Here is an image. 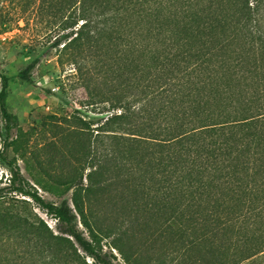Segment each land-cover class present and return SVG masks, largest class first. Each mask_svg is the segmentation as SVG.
<instances>
[{
    "label": "trees",
    "instance_id": "trees-1",
    "mask_svg": "<svg viewBox=\"0 0 264 264\" xmlns=\"http://www.w3.org/2000/svg\"><path fill=\"white\" fill-rule=\"evenodd\" d=\"M71 7L63 28H75L63 50L90 95L96 90L114 111L103 128L109 142L99 154L92 129L71 197L45 199L5 154L17 118L6 105L9 77L0 74V157L10 173L0 199H32L62 233L0 212L1 242H20L10 245L13 256L0 253V264L12 257L114 264L105 245L127 264H153L139 247L152 227L153 238L167 229L179 244L171 264H264V0H73ZM33 67L19 76L30 80Z\"/></svg>",
    "mask_w": 264,
    "mask_h": 264
},
{
    "label": "rangeland",
    "instance_id": "rangeland-1",
    "mask_svg": "<svg viewBox=\"0 0 264 264\" xmlns=\"http://www.w3.org/2000/svg\"><path fill=\"white\" fill-rule=\"evenodd\" d=\"M72 1L0 0V74L5 73L9 77L6 105L17 118V127L13 130L5 154L17 162L24 178L45 199L55 203H60L64 198L69 199L75 189L81 171L80 164H87L89 158L86 159L92 129L94 136L97 135L99 154L104 152L103 140L108 144L109 137L103 128L114 113L105 102L100 101L96 90H91L96 97L90 95L70 60L71 52L63 50L64 43L69 40L66 36L75 28H63L73 20ZM82 21L79 20L76 26ZM58 40H61L60 44H57ZM33 62L31 79L21 78L19 72ZM97 82L100 87H104L99 79ZM1 86L0 76V90ZM106 87L110 88V85L106 84ZM80 120L90 122L91 128L85 127V123ZM4 125L0 109V151L5 140ZM107 128L118 130L117 125ZM98 131L99 134H96ZM80 159L81 163L78 162ZM87 172L88 169L85 174ZM9 177L10 173L0 157V186L8 183ZM84 181L85 184L88 182L85 177ZM113 192H119L122 196L119 188ZM133 193L132 188L124 191L125 196ZM4 211L27 216L35 222L42 219L55 234H62L58 220L28 197L6 195L0 199V212ZM166 216H162V221H165ZM150 224L153 226L154 223ZM163 230L160 239L153 238L157 234V227L146 231L144 235L150 238H145L146 241L140 244V258L148 259L153 264L177 261L174 258L179 244L172 242L170 231ZM85 234L88 236L86 230ZM10 245L16 247L20 242L0 240V253L8 251L13 256ZM104 247L115 256L112 257L114 264H127L117 249L108 245ZM195 256L199 258L198 254ZM12 260L13 257L6 264H29L27 261L19 263L18 260ZM86 261L90 263L92 257L86 256ZM185 263L189 264V261Z\"/></svg>",
    "mask_w": 264,
    "mask_h": 264
}]
</instances>
